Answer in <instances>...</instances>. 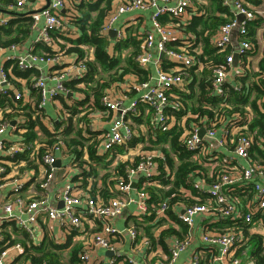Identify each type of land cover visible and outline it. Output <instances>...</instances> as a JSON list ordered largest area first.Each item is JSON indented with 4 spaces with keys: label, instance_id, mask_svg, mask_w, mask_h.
Listing matches in <instances>:
<instances>
[{
    "label": "built area",
    "instance_id": "1",
    "mask_svg": "<svg viewBox=\"0 0 264 264\" xmlns=\"http://www.w3.org/2000/svg\"><path fill=\"white\" fill-rule=\"evenodd\" d=\"M26 1L16 0L15 4L5 8L0 7V27L8 26L14 18L23 15L32 16L35 23L43 18L44 26L40 29L34 46L37 43H43L54 48L56 43L49 33L53 29L61 28L63 23L61 12L65 8L66 0H50L49 6L37 13H15L18 10H15L13 6L15 5L16 9L21 10L26 8ZM220 2L227 7L233 6L235 15L232 21L221 25L218 31L211 36L213 48L217 53L225 54L222 63L211 62L213 93L222 98L227 93L226 85L229 83L232 84L235 91L242 89V85L230 80L236 76L242 77L246 71L250 70L249 56L255 46L248 38L249 27L252 22L257 20H262L264 23V4L253 6L248 0H220ZM192 6L193 0H176L173 6L168 5V0H127L109 14V20L107 24L105 23L103 32H107L122 13L131 10H150L154 31L144 35L142 52L137 57V61L141 66L146 67L153 59V52L157 51L163 54L171 66L168 69L158 67L155 84L142 82L135 85L134 90L145 89V92L128 106L123 105V97L112 99L109 95L104 96L102 100L104 112L106 110V114L112 112L113 116L110 128L104 130L99 137L98 154L101 157L113 161L117 155L119 156L120 148L126 151L131 149L135 131L130 118L139 116V107L142 104L153 109L151 124L155 131H168L174 128L176 114L182 108L178 93L187 92L188 85L192 82V71L199 68L200 65L203 67L204 62L198 57L202 54L201 45H196L194 40L183 41L178 47L168 46L170 43L178 41L179 38L177 34H174L173 27L163 25L160 18L169 15L177 19V25H187L186 14ZM2 9L12 12L5 14ZM239 15H243L244 20L239 22ZM235 28H238L239 36V43L236 46L232 42ZM118 37L124 38V35L119 33ZM17 45L13 44L10 48L15 49ZM33 48L25 55L9 57L8 61H15V64L23 72L36 68L42 62L58 64L60 56L55 55L51 58H48L46 54L38 56L31 52L34 50ZM236 55L239 56V63L242 58L246 59L244 68L234 66ZM7 62L0 64V98L10 97L16 101L22 100L23 94L16 90L12 83V67L8 66ZM54 70L55 74L52 78L55 83L53 85H48L43 78H39L34 84L40 90V107H44L48 101L56 99L59 95H67L70 91L65 85L66 81L84 77L87 66L85 61H80L67 72L59 71L57 68ZM67 112L68 110H65L60 119H65ZM252 114L249 109V113L246 115L248 123L253 118ZM193 118L195 121L189 127L183 126L185 129L182 135L183 144L187 150L195 154L209 155V160L206 163L214 160L215 167L209 175L213 180L209 182L207 177H202L194 183V188L199 192V196L195 198V203L184 206L183 212L178 216L179 220L188 226L189 233L185 239L172 240L169 248L171 260L162 264H173L181 252L190 246L195 219L200 215H213L216 216V221L227 222L226 227L223 228H213L215 226L213 223H206L202 226V241L219 247L218 259L232 257L231 264H244L242 259L234 257V252L249 242L251 228L264 229V158H255L258 151L264 153V138H259L256 131H249L248 123L236 124V121L243 118L239 113H234L231 118L224 114L214 118H209L208 115L200 117L199 114H194ZM25 122L24 117L18 118V126H21L19 130L25 131L23 128ZM8 126V121H3L0 125V187L7 185L10 187V194L5 201L1 202L0 207V241L3 226L8 222L15 221L33 243H38L39 232L42 229L41 220L47 216L48 219L58 221L62 225H66L69 231H74L82 236L85 246L80 257L83 262L90 263L91 251L99 248L114 249L113 239L121 231L113 222L124 214L127 206L133 202L136 203L138 220L142 221L143 216L148 213L150 205L149 196L145 190L146 186H143L136 199H131L130 193L133 180L138 177H143L144 184L147 186L160 185L159 180H154V177L159 174L157 160L165 158L160 150L138 151L137 159L133 157L132 162L125 168V176L117 177L114 188L116 193L114 192L115 194L108 200H105L100 194H91L92 189L89 187V191L80 188L82 176H79L78 181H68L59 193V197L64 202L63 208L60 209L48 197L29 201L26 199L23 191L27 181L31 179L27 175L14 177L4 183L8 173V164L27 151L31 153V156L38 157L37 149L41 146L35 142V147H29L21 139L14 143L3 139L2 135ZM81 126H84L83 135L85 137H89L97 131L95 125L90 123L81 124ZM12 128L16 129V126ZM64 129L65 125L62 124L59 130L53 132L56 142L41 155V161L49 169L46 176L39 182L40 187L44 190L50 187L54 179L57 170L55 167L56 154L66 149L62 135ZM202 130H205L203 137L200 135ZM218 147L226 149L228 154L217 150ZM75 164H77V158L74 166ZM88 170L86 172H90ZM113 173L115 174L116 171ZM167 178H171L169 167L166 168ZM242 196H245V202H243ZM167 210L168 204L163 202L159 206L158 214H164ZM94 220L100 222V228L98 231L90 233L85 223L91 224ZM127 231L135 240L138 233L137 228L130 226ZM262 236V250H264V235ZM23 252L24 247L20 243L6 248L0 254V264H13L18 255ZM114 262L115 259L111 264ZM201 262V254L195 253L186 264H201ZM27 264L31 263L27 262ZM210 264H215V262ZM248 264L256 263L250 261Z\"/></svg>",
    "mask_w": 264,
    "mask_h": 264
},
{
    "label": "crops",
    "instance_id": "2",
    "mask_svg": "<svg viewBox=\"0 0 264 264\" xmlns=\"http://www.w3.org/2000/svg\"><path fill=\"white\" fill-rule=\"evenodd\" d=\"M80 0H66L65 8L62 10L61 14L64 24L68 22V18L65 17V15L73 16L78 14L76 10V4ZM127 0H115L113 4V10L114 11L119 5L124 3ZM250 1L253 6H259L261 4H264V0H248ZM85 2H91V0H85ZM176 0H168V5L173 6L175 4ZM16 3V0L14 4ZM50 0H27L26 1V8L23 9H16L15 5L13 8L15 10H18L15 13L22 14V13H32V12H40L43 8H47L49 6ZM10 6V5H9ZM3 13L8 14L12 11L9 10H3ZM231 14H234V8L233 6L225 7L224 10L218 9L217 5L212 3L211 0H193V6L188 10L187 12V23L188 25L190 22H195L196 17L195 16H204V17H230ZM198 18V17H197ZM109 20V17H107L105 23L107 24ZM161 22L163 25H171L174 29V34H177V37L179 38L178 41L170 43V47H178L183 41H191L194 40L196 45L200 46V51L202 54H204V58L207 59L208 57H211L209 54L210 49L213 48L211 45V36L218 31L216 29L214 32L209 31L208 29L205 31V34L203 36H195L191 32H187L185 28L186 25H177L176 23H172L171 21H168L166 19V16L161 17ZM164 22V23H163ZM257 22L259 24H257ZM44 26V19L41 18L39 21L34 23L33 29H34V35L31 39L26 40L25 42L18 44L17 48L11 49L10 47L5 48L0 51V64L6 63L8 61L9 57H19L21 55H25L30 51L32 47L35 48V40L38 37L40 33V29ZM65 33L68 37L76 39L78 36H80V32L77 28L74 26H71L69 23L66 24ZM250 26L255 27V40L256 43L254 44L257 47L256 52H252L249 56L250 60V70L248 72L250 73L248 76L250 79L248 80V83H252V77H256L257 72L260 71V63L264 58V23L262 20L252 22ZM127 28L129 30L133 29L134 34L136 33L138 35H145L148 32L154 31L153 21L151 18V12L150 10H131L125 13H122L118 20L113 24V26L107 31L103 32V34L111 40L109 51L113 55L115 51V40H117L118 34L121 33L124 35L125 39H128L129 34L127 32ZM115 29L117 30L116 37H112L110 35V30ZM198 29L200 30L201 27L199 26ZM157 37V34H155ZM207 37L210 40V48L209 52L206 51L204 48V38ZM238 28H235L233 30L232 34V42H234V45L236 46L239 43L238 40ZM158 39V38H156ZM62 43H64L62 41ZM121 51L123 55H127L128 52L132 49V46H127V48H123L121 46ZM33 48V49H34ZM58 45L56 44L53 48V50H58ZM89 50V49H88ZM116 52V51H115ZM214 53V52H213ZM90 59H93V50L88 51ZM57 55V54H56ZM57 56H60L59 60L57 61L58 64L54 65L52 62H42L37 65L36 70H38L39 76L33 77L31 80L37 81L39 78H43L46 80L48 85H53L55 82L53 80L54 69L57 68L59 71L67 72L68 70L72 69L74 65H76L79 61L77 60V56L75 54H58ZM159 60V61H158ZM240 60V59H239ZM239 60L237 62V66L235 67H245V58H242L240 63ZM11 63H15V61H8L7 65L10 67H13ZM171 66L169 62L157 51L153 52V59L152 61L146 66L150 70L147 81H142L140 78L135 74H128L123 82L121 83H114L110 89L107 90L106 95L111 96L112 99L123 97L124 106H128L134 99L138 98L143 92H145V89H142L141 91H136L133 89V87L139 83L142 82H150V84H155V77L157 75V69L158 67H162L164 69H168ZM205 63L202 67V65L197 67L192 71V82L188 85L187 93L190 92V86H194L196 92L198 89V84L200 82V78L202 77L203 72L205 69ZM32 69V70H34ZM232 78V77H231ZM241 78V76H236L235 78H232L230 81H233L234 83H238L239 85H242L238 80ZM11 79L12 83L14 84L16 90L21 92L23 94L22 101L24 104H29L32 109H37V102L39 100L38 92L35 93L32 89L29 88V85L27 84L28 80L23 79L20 77H16L11 69ZM196 79V80H195ZM231 84V83H229ZM232 85V84H231ZM70 93V92H69ZM68 93V94H69ZM72 96L67 95H59L56 99L50 100L46 103L43 109L37 110L36 113H34L35 118H39L43 126L46 127V129L53 135V132L56 130V127L59 124V127L62 125L61 121L64 119H60V117L63 115L64 111L67 110L66 106H73L76 102L83 101L85 99V96L81 93H74L71 92ZM186 93V92H185ZM63 98V99H62ZM41 100V97H40ZM143 107L145 106L140 105V115L141 117H135L132 116L131 120L133 123L134 131H135V139L131 143V149L129 151L124 150L123 148H120L119 151L122 156L125 158L123 160H118L120 155L116 156L113 161L109 160V158L105 159V157H101V155L98 154L99 145L97 147V157L99 159L92 160L89 157L88 150L85 151L81 159L75 164L76 156L72 154V152L67 148L63 150V152H58L56 154L57 162H61V167H56V173L54 176L53 181L50 184V187L47 190H44L40 187V181L46 174L49 172V169L47 166L43 164L41 161V155L45 153L47 150V145L44 143L46 141L45 136L43 135V132L39 129V127H36V131L39 133L40 137L36 139V143L40 144L41 151H38L37 153L40 155L38 157L31 156V153L28 151L24 154L20 155L17 159H15L13 162H10L7 166V176L4 180V183L6 181L12 180L14 177H20L22 175H27L28 178L31 177L29 181H27V184L24 188L23 195L26 197V199L32 200V199H39L42 197H48V199L55 203L58 208L61 201H63L59 197V193L62 189V187L68 182H74L79 180V176H82L80 174L83 171H90L93 169V174L97 176L95 179L98 181V188L104 189V184L102 179L104 180V176L106 174H114L116 165L124 162H132V157L138 153L140 150V145L138 147H133L135 144V141H137L138 136V128H142V121L143 119H147L149 122V128L150 131L154 133V128L151 124V118L152 113H148L146 108L143 110ZM250 107H247V112L249 113ZM81 113H79L75 119L81 118L83 116H87L90 120V124L95 125L97 128V131L95 133L99 137L101 136L102 132L104 130H108L111 126V118L113 116L112 112H109V114H106L107 110L104 112L105 108L98 109L95 108H89L86 106V108H80ZM91 111V112H90ZM104 112V113H102ZM252 112V110H251ZM20 114V113H19ZM18 114L17 117L11 118L10 120H4L3 119V112L0 110V125L3 121H8L9 126L6 129V132L2 135L3 139L8 140L10 143L18 142L20 139H22V134L25 131L18 130L12 128L13 126H18L17 120L19 117H21ZM178 114V113H177ZM174 121V128L176 126H180L184 132L185 127H189L195 120L193 118V113H188V116L179 118L177 117ZM189 117L190 123L187 124V119ZM137 118H139L138 121ZM60 119V120H59ZM134 121L136 123H134ZM74 127L78 128L80 127L82 129V132L84 131V126L78 125V122L75 121ZM78 125V127H77ZM21 127V126H20ZM138 131V132H137ZM205 131V130H204ZM94 133V132H93ZM93 133L91 135H93ZM151 133V134H152ZM90 137V136H89ZM87 137V138H89ZM86 138V137H85ZM141 139L145 140L146 138L141 137ZM157 137H153V140H157ZM100 141V140H99ZM217 150L222 151L224 154H228V151L226 149H222L220 147L217 148ZM224 157V155H222ZM137 159V158H135ZM175 167H170L167 164L165 165L166 168L169 167V171L171 173V182L169 184H163L161 181L158 185H151L150 187H155L157 189H165L168 190L169 188H172V184L175 180V174H176V167L178 163L177 156H173ZM193 161L198 162V164L203 169H197L191 173L188 174L189 182L191 183V187H181L179 190L178 200L172 203L170 206H168L167 212L164 214H158L159 205H156L154 203H151L149 206L148 213L150 211V208H154L156 212V216L154 215V219L151 220L148 224L144 223L146 227H149V234H147V230L143 228L142 235L138 239V233L135 240L131 238V235L128 233L127 229L130 226H135L137 224V205L135 202L131 203L129 206L125 208L124 214H122L119 218H117L113 224L121 231L119 235L116 236V238L113 239V250L105 249V248H99L95 249L92 252L90 263L83 264H111L115 259V264H162L165 262H168L171 260L170 255V245L172 240L174 239H185L189 233L188 226L182 223L178 216L183 212L184 206L190 205L192 203H195V198L199 196V192L194 188V183L200 180L199 178L207 177L209 182L213 180L209 175L213 171V168L215 167V162L212 160L210 163H206V161L209 160V155H203L201 153L195 154L192 157ZM117 160V163H116ZM56 162V163H57ZM242 163H244V160H242ZM88 168V169H85ZM85 169V170H84ZM93 175V177H95ZM86 176V175H85ZM121 175H117L116 177H110L107 180V186L109 196H113L115 191V184L117 181V177ZM125 176V170L124 175ZM77 179V180H76ZM93 178L92 175L89 176V179L87 180L86 188H83L82 186L80 188L86 189L89 191V188L92 189L93 187ZM114 181V184L111 185L110 182ZM143 177H138V179L133 180L132 183V191L130 193L131 199L138 198V195L140 191L142 190L144 185ZM93 182V183H92ZM135 184V186H134ZM82 185V184H81ZM89 187V188H88ZM208 185L206 186V188ZM95 194H100L99 190L92 191ZM115 192V193H114ZM10 194V187L4 186L0 187V207L1 202L5 201L8 195ZM101 195V194H100ZM251 195V193H250ZM248 195V196H250ZM110 198V197H109ZM243 202L246 201L245 196H242ZM169 201V200H168ZM164 202H167L165 200ZM64 203V202H63ZM64 206V205H63ZM63 206L61 208H63ZM60 208V209H61ZM153 211H151L150 215ZM149 215V216H150ZM216 216L213 215H200L197 216L195 219V226L193 229V238L190 246L181 252L177 260L173 264H186L195 253H199L202 256V262L201 264H210L212 262H215V264H231V258H222L221 260L218 259L220 255V250L218 246H212L209 244H206L202 241V226L206 223H213L215 226L213 228H223L226 227V221H216ZM139 221V220H138ZM160 221V222H158ZM42 229L39 232V240L38 243H33V241L30 240L27 233L19 226V224L15 221L8 222L4 225L5 232L11 235V237L15 240L14 244L20 243L24 247V252L19 254L18 257L14 260L13 264H25L27 263L24 261V254H25V242L27 244H32L33 246H40L44 243L53 241L55 244L60 245L63 247V250H58L57 252L60 253V256L62 258L63 262H68L69 255L72 251V248L78 245H84L85 246V240H83L82 236L74 231H69L66 227V225H62L58 221H52L48 219L47 216L44 217L43 220H41ZM85 226H87L88 231L91 233L92 231H98L100 228V222L98 220H94L91 224L88 222L85 223ZM151 226V227H150ZM165 231V233H163ZM138 232V231H137ZM250 240L249 242L243 246V248L237 250L234 252V257L242 259V262L244 264H248L250 261H254L256 264H264L260 262V258L264 259V250L260 254L257 253L258 247H256L259 243V241H262V235H264V229L262 228H251L250 229ZM48 244V243H47ZM78 244V245H77ZM12 245V246H13ZM11 247V246H10ZM113 263V264H114Z\"/></svg>",
    "mask_w": 264,
    "mask_h": 264
},
{
    "label": "trees",
    "instance_id": "3",
    "mask_svg": "<svg viewBox=\"0 0 264 264\" xmlns=\"http://www.w3.org/2000/svg\"><path fill=\"white\" fill-rule=\"evenodd\" d=\"M114 1L115 0H91V2H85V0H80L75 5L78 14L68 17L65 15V17L68 18V22H66V24L69 23L71 26L77 28L80 32V36H78L76 39L68 37L65 33V30H63L67 27L66 24H64L65 22H63L61 28L59 27L53 29L49 33L50 37L58 45V50L54 51L52 47L47 46L46 44L37 43L34 50L31 51L38 56H44L46 54L48 58L54 57L56 54L58 55L60 53L65 55L75 54L79 62L85 61L86 63L87 72L84 77L77 80L66 81L65 84L70 92L81 93L85 96V99L83 101L76 102L73 106H66V108H68L67 116L61 121V123L65 125L64 132L62 133L64 141L67 148L72 152V154L76 156L77 162L81 159L82 154L87 150L89 157L92 160L99 159L96 156L97 147L99 145V134L93 133V135H91L89 138H85L82 129L78 127V125L88 124L90 120L88 115L75 119V117L81 113L80 108H86V106L89 108H104L102 100L104 96H106L107 90L110 89L114 83L119 84L123 82L124 78L128 74H135L140 78V80L147 81L150 72L148 68L141 66L137 61V57L142 52L144 35H138L137 33L135 35L133 29L129 30V28H127V32L129 34L128 39L117 38V40H115L116 52L114 51L113 55L110 53L109 48L111 40H109V38L103 34V29L107 17L113 10ZM211 1L217 5L218 9L220 10H224L225 7L227 8V6H224L220 0ZM14 2L15 0H0V7L5 8ZM165 16L168 21L177 23V19H174L169 15ZM195 17V22H190L189 25L187 24L183 28H187L186 31L193 33L195 36H203L207 29L214 32L219 26L232 21L235 15L231 14L229 18H219L215 16L207 18L204 16ZM161 21L162 20L160 18V22ZM34 23L35 21L32 16L23 15L22 17L14 18L8 26L0 27V51L10 47L13 44H21L26 40L31 39L34 35ZM257 24L259 23L257 22ZM199 26L201 27L200 30L198 29ZM248 38L252 43H256L255 27H249ZM62 41L64 43H62ZM209 44V38L205 37L204 48L207 52H209ZM130 45L132 46V49L127 55H123L121 46H123V48H127V46ZM88 49L93 50V59H90ZM256 51L257 47L255 46L253 52ZM209 54H211V57H208L207 59L204 58V54L198 56L206 65V70L203 72L198 84L199 90L196 92L195 87L192 85L190 86L189 93H178L180 95L182 108L179 110L177 117L183 118L188 116V113H193L199 114L200 117L208 115L209 118H214L215 116L224 114L225 116H229L231 118V115L234 113H239L243 118L236 121V124L243 125L248 123L246 115L248 114L247 107H250L253 113V118L251 119V122L248 123L249 131H256L259 138H264V58L260 63V71L255 74L257 76L255 78L252 77V83H248V80L250 79L248 75L250 73L246 71L245 75L238 79L242 84V89L240 91H235L231 84H227V93L224 95V97L219 98L215 95V93H213V73L211 62L222 63L223 59L225 58V54L217 53L214 48L210 49ZM11 65L13 66L12 71L14 75L16 77L27 79L29 88L35 93L38 92L39 100L36 106L37 109H32L29 104H24L22 100L16 101L10 97L0 98V110L3 112V119L10 120L11 118L17 117L20 113L19 115L26 119L25 125L23 126V128H25V132H23V137L21 140L25 142L27 146L35 147V141L40 137L39 133L35 129L36 127H39L46 138V141L44 142L47 145L46 148H49L56 142L55 134L53 133L52 135L46 129V127L43 126L39 118H35L34 116V113H36L37 110L39 111L44 108L40 107V90L34 85L35 81L31 80L33 77L39 76V72L36 69L23 72L15 63H11ZM143 106H145L148 113L153 112V109L150 106ZM145 108L143 107V110ZM135 117L140 118L141 116L139 115ZM139 118H137V120L141 121ZM75 121L78 122V128L74 127ZM189 123L190 120L188 117L187 124ZM60 127L58 124L56 130H59ZM20 128V126H16V129L19 130ZM154 133H156L158 139L153 140L152 138L153 144L158 145L157 147L160 149V152L165 156L164 160H157L159 174L154 177V180H159L165 185L171 182V178L166 179L165 164L168 166L170 165L172 168L175 167L173 156H177L178 163L176 167L175 180L172 184V188H169L168 190L157 189L155 187L147 186V184L142 186H146L145 190L148 193V201L150 205L151 203L158 205L159 203L161 204L167 200V204L170 206L172 203L178 200L179 190L181 187H191L188 174L197 169L203 168H201L198 162L193 161L192 157L195 155V153L185 148L182 139L184 130L180 126H176L175 128H172L168 131H154ZM165 144L168 145L166 146ZM40 148L38 151L42 150H40ZM39 155L40 153L38 156ZM255 158H264V153L262 151H258V154L255 156ZM128 164L129 162L118 164L115 168V174H106L103 177L104 180L102 179V181L104 184V189L98 188V181L95 179L97 176L93 174V169L91 172L84 171L82 173L83 178L81 186L86 188L87 180L89 179V176L92 175L94 182H92V191L99 190L101 196L105 200H108L111 196H109V192L107 190L108 187H106L107 180L111 176L114 178L118 174L121 176L124 175V170ZM93 175L95 177H93ZM110 184L113 185L114 181L111 180ZM91 194L95 195L94 192H91ZM151 211L153 212L150 215ZM154 215L156 216L154 208H150L149 213L143 216L142 221H136L137 224H135V227L138 231V239L142 235L143 228L147 230V234L150 233L149 227H146L144 223L148 224L154 219ZM163 233H165V231ZM1 236L2 239L0 241V254L3 250L12 246L15 242L11 235L5 232L4 226L2 228ZM47 243L36 247L25 242V244H23L25 246L24 261L30 262L31 264H83L80 255L84 249V245L82 246L77 244L78 246L73 247L69 255V260L65 263L62 261L60 253L57 252L58 250H63V247L55 244L53 241ZM256 247H258L257 253L260 254L262 252L261 240ZM260 262L264 263V259L260 258Z\"/></svg>",
    "mask_w": 264,
    "mask_h": 264
},
{
    "label": "rangeland",
    "instance_id": "4",
    "mask_svg": "<svg viewBox=\"0 0 264 264\" xmlns=\"http://www.w3.org/2000/svg\"><path fill=\"white\" fill-rule=\"evenodd\" d=\"M132 120H133V118H132ZM130 121H131V118H130ZM134 123H136V122L134 121ZM141 125H142V128H138L139 132L137 131L140 136H138L137 141H135V144L133 145V147H138V145H140L141 148H140L139 152H143V151L149 152L151 150H160L157 147L158 145H154L153 144L152 138L153 137H157V136H156V133L153 134L150 131L148 120L147 119H143ZM141 137H144L146 139L142 140ZM165 145H168V144H165ZM119 155H120V157L118 158V160H123L125 158L124 156H122L123 154L119 153ZM134 158H136V155H134ZM91 255H92V252H91Z\"/></svg>",
    "mask_w": 264,
    "mask_h": 264
},
{
    "label": "water",
    "instance_id": "5",
    "mask_svg": "<svg viewBox=\"0 0 264 264\" xmlns=\"http://www.w3.org/2000/svg\"><path fill=\"white\" fill-rule=\"evenodd\" d=\"M40 11H41V10H40ZM242 20H244V16H243V15H239V16H238V21L240 22V21H242ZM109 32H110V35H111L112 37H116L117 30H115V29H111ZM161 55L163 56V54H161ZM238 60H239V56L236 55V56H235V66H237V62H238ZM68 95H69V96H72V93L70 92ZM200 135H201V137H203V136L205 135V131L202 130V131L200 132ZM55 166H56V167H61V162L58 161V162L55 164ZM134 186H135V184H134ZM63 205H64V203H63V201H61L60 204H59V207L61 208Z\"/></svg>",
    "mask_w": 264,
    "mask_h": 264
}]
</instances>
